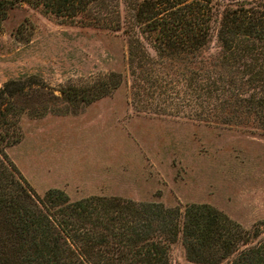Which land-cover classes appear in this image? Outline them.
Returning <instances> with one entry per match:
<instances>
[{
  "label": "rangeland",
  "instance_id": "rangeland-1",
  "mask_svg": "<svg viewBox=\"0 0 264 264\" xmlns=\"http://www.w3.org/2000/svg\"><path fill=\"white\" fill-rule=\"evenodd\" d=\"M129 1L108 0L107 9L93 4L68 17L0 0V88L12 80L24 85L6 159L39 197L56 189L73 201L117 197L181 211L206 203L252 227L264 220V134L156 114L154 104L137 103L122 29L99 24L124 28ZM256 1L213 0L215 13ZM217 51L212 29L206 54ZM104 78L107 90L83 94ZM169 253L171 264H189L180 241Z\"/></svg>",
  "mask_w": 264,
  "mask_h": 264
},
{
  "label": "trees",
  "instance_id": "trees-1",
  "mask_svg": "<svg viewBox=\"0 0 264 264\" xmlns=\"http://www.w3.org/2000/svg\"><path fill=\"white\" fill-rule=\"evenodd\" d=\"M21 1L68 17L93 4L100 11L109 6L108 0ZM128 3L124 28L99 24L122 29L137 103L154 104L156 114L264 134V0L225 4L217 13L213 0ZM212 29L218 51L206 54ZM94 83L83 94L110 84ZM23 89L19 80L0 88V264H171L177 241L189 264H264V220L243 228L206 203L181 211L117 197L73 201L56 189L35 195L3 153L17 139L15 98Z\"/></svg>",
  "mask_w": 264,
  "mask_h": 264
}]
</instances>
